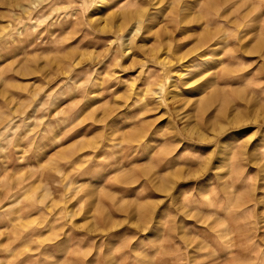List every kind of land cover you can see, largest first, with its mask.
I'll return each mask as SVG.
<instances>
[{
    "label": "rangeland",
    "instance_id": "1",
    "mask_svg": "<svg viewBox=\"0 0 264 264\" xmlns=\"http://www.w3.org/2000/svg\"><path fill=\"white\" fill-rule=\"evenodd\" d=\"M0 264H264V0H0Z\"/></svg>",
    "mask_w": 264,
    "mask_h": 264
},
{
    "label": "bare ground",
    "instance_id": "2",
    "mask_svg": "<svg viewBox=\"0 0 264 264\" xmlns=\"http://www.w3.org/2000/svg\"><path fill=\"white\" fill-rule=\"evenodd\" d=\"M206 42V41H203V43Z\"/></svg>",
    "mask_w": 264,
    "mask_h": 264
}]
</instances>
